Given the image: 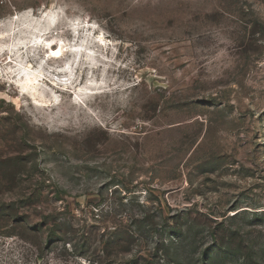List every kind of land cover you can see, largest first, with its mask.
I'll return each mask as SVG.
<instances>
[{
    "label": "rangeland",
    "instance_id": "374dc122",
    "mask_svg": "<svg viewBox=\"0 0 264 264\" xmlns=\"http://www.w3.org/2000/svg\"><path fill=\"white\" fill-rule=\"evenodd\" d=\"M60 18L101 65L22 90ZM120 225L129 264H264V0H0V264H98Z\"/></svg>",
    "mask_w": 264,
    "mask_h": 264
},
{
    "label": "bare ground",
    "instance_id": "6f19581e",
    "mask_svg": "<svg viewBox=\"0 0 264 264\" xmlns=\"http://www.w3.org/2000/svg\"><path fill=\"white\" fill-rule=\"evenodd\" d=\"M43 14L44 13L42 12L41 17ZM65 23L66 22L60 18V20L57 21L56 19L52 24L47 25L46 23V26H35L26 31V34L23 36L26 41L22 44L21 48L30 49L33 51V54L31 56L28 55V58L26 59L27 66L26 69L23 70V75L20 79V87L22 90H27V88L33 90L34 85L38 82L39 78H43L40 70L35 72L34 70H31L32 68L29 65L31 60L37 58L40 60H46L47 63L56 60L59 61L64 69V75L73 71L71 66L67 67L69 62L74 66L75 73L86 68H98L101 65L97 62V52H102L103 49L106 48L104 45L105 43H103L104 38L98 35L99 39H95V41L90 40L85 44H77V38L82 36L81 33L79 31H72L65 25ZM88 29L89 27L83 25L81 30ZM63 34L70 36V40L75 44L74 47L67 46V39L63 37ZM74 82L75 81L71 82L70 85H73ZM70 85H68L67 81L59 78L53 80V87L57 89L56 91H66ZM56 91L51 89L47 94L52 95Z\"/></svg>",
    "mask_w": 264,
    "mask_h": 264
},
{
    "label": "trees",
    "instance_id": "16d2710c",
    "mask_svg": "<svg viewBox=\"0 0 264 264\" xmlns=\"http://www.w3.org/2000/svg\"><path fill=\"white\" fill-rule=\"evenodd\" d=\"M56 230L57 228H55V232ZM113 230L118 236L104 241L102 247L104 255L98 260V264H129L130 262L125 261L123 257L125 253H127V255H132L133 246L136 245L137 237H135L134 232L127 225H120L115 227ZM61 238L62 236L56 235L54 240H62ZM141 248V246L137 247V250L133 253V255H136L141 250ZM153 248L155 251L158 250L157 245ZM114 249H116V252L113 256H111V251ZM137 256L138 258H142L139 255Z\"/></svg>",
    "mask_w": 264,
    "mask_h": 264
}]
</instances>
